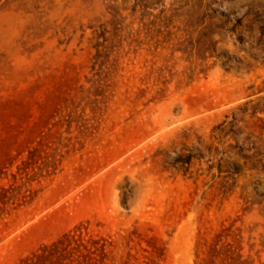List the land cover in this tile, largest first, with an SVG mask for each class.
Masks as SVG:
<instances>
[{
	"label": "rangeland",
	"instance_id": "1",
	"mask_svg": "<svg viewBox=\"0 0 264 264\" xmlns=\"http://www.w3.org/2000/svg\"><path fill=\"white\" fill-rule=\"evenodd\" d=\"M0 192V264H264V0H0Z\"/></svg>",
	"mask_w": 264,
	"mask_h": 264
},
{
	"label": "trees",
	"instance_id": "2",
	"mask_svg": "<svg viewBox=\"0 0 264 264\" xmlns=\"http://www.w3.org/2000/svg\"><path fill=\"white\" fill-rule=\"evenodd\" d=\"M0 195H1V192H0ZM60 244L62 245L65 244V240L61 238L57 241H54L50 246L47 244H44L40 246L38 249H36L35 251H33L30 255L21 258L16 264H57V261H52L51 259L49 260L48 258H49V254L51 255L53 253L52 251H54L55 253L57 252L55 256L59 254L56 260L62 259L59 257L63 254L61 253V251L58 252V249H57V247ZM47 261H49V263H47Z\"/></svg>",
	"mask_w": 264,
	"mask_h": 264
}]
</instances>
